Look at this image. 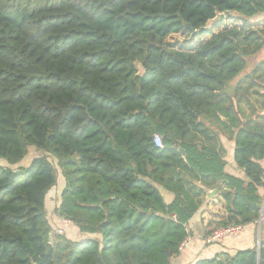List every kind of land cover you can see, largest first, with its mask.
Instances as JSON below:
<instances>
[{
	"label": "trees",
	"instance_id": "1",
	"mask_svg": "<svg viewBox=\"0 0 264 264\" xmlns=\"http://www.w3.org/2000/svg\"><path fill=\"white\" fill-rule=\"evenodd\" d=\"M263 47L264 0H0V264H172L215 189L214 230L256 225ZM58 186L59 223L101 238L55 233ZM195 264H264V239Z\"/></svg>",
	"mask_w": 264,
	"mask_h": 264
},
{
	"label": "crops",
	"instance_id": "2",
	"mask_svg": "<svg viewBox=\"0 0 264 264\" xmlns=\"http://www.w3.org/2000/svg\"><path fill=\"white\" fill-rule=\"evenodd\" d=\"M262 60H264V56ZM220 141L226 150V171L231 175L244 179V171L237 166L234 160L235 142L230 140L226 135H221ZM215 190H217V192L212 198L208 197V193L213 190L207 191V196L203 205L188 224L189 237L183 244L180 254L172 259V264H195L199 260L213 258L220 253L233 255L238 250L253 248L255 244L258 246L261 238L264 239L263 202L261 217L256 225L246 226L244 234L238 237L229 238L224 244H207L206 239L209 237V233L212 232L216 225L226 216L225 203L221 198L218 189ZM160 191L166 203H170L173 200V194L163 190L162 188H160ZM259 193L264 199V187L259 189ZM71 231L70 234L75 236L76 240L101 238V236L98 235H83L76 233L73 231V228H71Z\"/></svg>",
	"mask_w": 264,
	"mask_h": 264
},
{
	"label": "rangeland",
	"instance_id": "3",
	"mask_svg": "<svg viewBox=\"0 0 264 264\" xmlns=\"http://www.w3.org/2000/svg\"><path fill=\"white\" fill-rule=\"evenodd\" d=\"M263 56H264V47L262 48V50L257 55H255L253 58H250L248 60V68L245 71V73L243 74V76L249 74L253 70V68L257 65V63H259L263 59ZM236 82H237V79L235 81L229 83L228 88L233 89ZM255 100H256L255 98H251L252 102H255ZM39 154H42V152H39L36 149L31 148L29 155L21 162V165L25 166V167L29 166L32 159L35 158ZM0 163L4 164L5 162L3 160H0ZM59 194H60V187L58 186L57 188L53 189L48 195V198H47L48 218H49V221H50V224L52 225V227L55 228V233L57 232V230L62 229V230H64V234L70 238L73 236L70 234L72 232L71 231V225H63L62 223H59L58 219L54 215V209L58 205V202H59ZM55 235L56 234H53V237L51 238L52 242H54ZM73 237L75 238V236H73ZM77 240H79V239H77Z\"/></svg>",
	"mask_w": 264,
	"mask_h": 264
},
{
	"label": "built area",
	"instance_id": "4",
	"mask_svg": "<svg viewBox=\"0 0 264 264\" xmlns=\"http://www.w3.org/2000/svg\"><path fill=\"white\" fill-rule=\"evenodd\" d=\"M155 144L159 148H163L162 138L159 135L154 137ZM65 225H70L69 221H63ZM246 231V226L243 225H232L227 227H220L212 231L210 236L206 239L207 244H224L229 238L241 236ZM59 235L64 234V230L59 229L56 232ZM183 247V246H182Z\"/></svg>",
	"mask_w": 264,
	"mask_h": 264
},
{
	"label": "water",
	"instance_id": "5",
	"mask_svg": "<svg viewBox=\"0 0 264 264\" xmlns=\"http://www.w3.org/2000/svg\"><path fill=\"white\" fill-rule=\"evenodd\" d=\"M224 18H225V16L223 14H219L217 16V18L212 21V23H215L216 21L221 20V19L223 20ZM136 66H137V69H138L137 76L138 77H143L144 74H145V70L143 69L142 65L140 63H138ZM180 152L185 155V151L184 150L180 149ZM216 192H217V190H213L212 192L208 193V197L212 198L216 194ZM258 248H259V243H258Z\"/></svg>",
	"mask_w": 264,
	"mask_h": 264
}]
</instances>
